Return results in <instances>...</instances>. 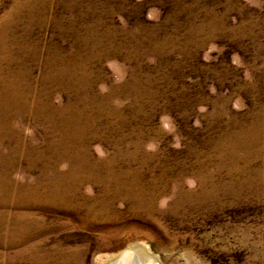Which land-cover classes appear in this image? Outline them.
<instances>
[{"label": "rangeland", "instance_id": "obj_1", "mask_svg": "<svg viewBox=\"0 0 264 264\" xmlns=\"http://www.w3.org/2000/svg\"><path fill=\"white\" fill-rule=\"evenodd\" d=\"M264 264V0H0V264Z\"/></svg>", "mask_w": 264, "mask_h": 264}, {"label": "bare ground", "instance_id": "obj_2", "mask_svg": "<svg viewBox=\"0 0 264 264\" xmlns=\"http://www.w3.org/2000/svg\"><path fill=\"white\" fill-rule=\"evenodd\" d=\"M161 264L158 256L147 245L132 244L118 255L110 256L104 264Z\"/></svg>", "mask_w": 264, "mask_h": 264}, {"label": "water", "instance_id": "obj_3", "mask_svg": "<svg viewBox=\"0 0 264 264\" xmlns=\"http://www.w3.org/2000/svg\"><path fill=\"white\" fill-rule=\"evenodd\" d=\"M158 264V262H156Z\"/></svg>", "mask_w": 264, "mask_h": 264}]
</instances>
